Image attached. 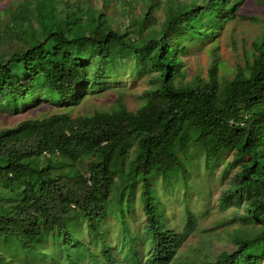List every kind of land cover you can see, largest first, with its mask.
I'll return each instance as SVG.
<instances>
[{"label": "trees", "instance_id": "1", "mask_svg": "<svg viewBox=\"0 0 264 264\" xmlns=\"http://www.w3.org/2000/svg\"><path fill=\"white\" fill-rule=\"evenodd\" d=\"M232 1L176 4L161 36L142 47L115 31L103 14L87 23L68 11L57 21L49 0L14 19L11 31L24 47L8 57L0 54L2 107L21 112L43 100L77 106L122 76L117 61L129 54L140 73L155 74L156 85L143 92L135 111L120 100L109 111L76 118L63 112L0 130V246L45 264H118L127 248L133 256L124 264H168L196 220L187 210L184 231L171 228L164 189L155 182L181 180L190 149L203 153L207 167L234 151L241 172L223 204L233 194L242 199L254 192L251 216L259 214L264 222V36L232 79L221 84L216 61L208 78H181L180 54L194 40L203 43L218 32L242 2ZM145 16L136 23L138 34L148 28L151 15ZM83 42L93 50L81 56ZM137 199L145 226L132 230L135 219L129 214ZM110 218L122 239L117 248L107 243L116 228L108 226ZM77 229L106 247L93 251L75 236ZM258 235L239 240L236 250L210 264H264V234ZM0 264L15 262L0 251Z\"/></svg>", "mask_w": 264, "mask_h": 264}, {"label": "rangeland", "instance_id": "2", "mask_svg": "<svg viewBox=\"0 0 264 264\" xmlns=\"http://www.w3.org/2000/svg\"><path fill=\"white\" fill-rule=\"evenodd\" d=\"M43 0H0V54L4 57L24 47L23 39L12 33L14 19L23 13L32 14L35 7ZM47 8L53 9L57 21H62L68 11H75L89 23L93 16L103 14L115 31L128 33L132 42L142 47V43L152 37H160L162 27L169 12L176 4L194 2L205 5L206 0H49ZM241 1L233 0L232 2ZM146 20L148 28L141 34L136 31V23ZM33 20V19H32ZM35 26H37L34 20ZM264 36V7L262 0H242L236 13L227 18L218 32L206 42L194 40L180 56L184 61L185 73L181 78L186 82L197 76L208 78L209 69L216 61L218 78L221 84L232 79L239 67H244L247 60L252 59L255 43ZM93 47L86 42L80 44V55L92 52ZM137 58L129 54L117 61V69L123 75L107 81L108 88L91 95L81 104L69 108L61 107L43 100L26 110L16 112L9 105L0 106V130L17 126L20 122L32 118H46L51 115L67 112L71 117L91 115L96 111H109L120 100L127 108L135 111L141 106L140 96L146 89L154 87L155 74L151 71L137 69ZM136 147L133 148V151ZM234 151L225 153L222 161L211 167L205 165L204 155L200 151L189 150L187 168L181 180L174 177H163L157 180L158 189H164L161 194L164 202L167 224L176 232L184 231L186 212L190 210L195 217L196 225L182 244L179 252L168 264H210L215 262L223 252L237 249V242L264 234V222L258 220L259 214L251 216L250 205L254 192L242 199L234 195L228 199L227 205L223 199L228 197V191L234 188L241 172V162H234ZM241 160V159H240ZM242 161V160H241ZM231 163V164H229ZM148 190V187L146 188ZM140 190L137 192L139 195ZM135 219L132 230L145 226V214L136 200L134 213L129 214ZM107 243L116 245L122 242L118 238V228L110 218ZM78 234V235H77ZM75 236L93 251L100 252L105 243L97 246L88 233L77 229ZM258 235V236H259ZM102 239V238H101ZM85 245V246H86ZM53 247V244L52 246ZM117 248V245L115 246ZM115 249V248H114ZM126 249V248H125ZM0 251L12 258L15 264H45L33 255L16 253L4 244ZM86 250L82 249V254ZM128 248L120 257L124 264L133 255ZM78 255V256H79ZM84 264H90L87 261Z\"/></svg>", "mask_w": 264, "mask_h": 264}]
</instances>
